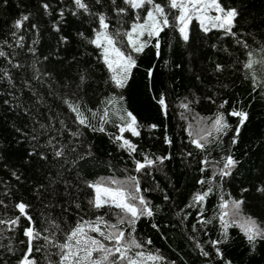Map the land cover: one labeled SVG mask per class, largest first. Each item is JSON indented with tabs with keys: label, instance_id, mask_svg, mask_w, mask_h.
Listing matches in <instances>:
<instances>
[{
	"label": "trees",
	"instance_id": "trees-1",
	"mask_svg": "<svg viewBox=\"0 0 264 264\" xmlns=\"http://www.w3.org/2000/svg\"><path fill=\"white\" fill-rule=\"evenodd\" d=\"M157 2L165 3V0ZM43 3L51 5V15L44 12ZM88 3L93 12L106 11L112 18L113 28L118 26L107 0L104 7L95 5L94 0H88ZM221 3L239 12L234 28L238 38L247 40L253 48L258 47L255 41L264 43V0H221ZM61 9L64 10L63 20L58 15ZM70 10H74L71 0L0 2V44L4 40L12 43L13 48L4 46V50L10 55L14 53L15 62L24 66L17 70L0 58V67L10 69L15 83V87H10L6 80L0 81V200L4 202L0 205V218L9 219L18 215L14 209L18 202L30 205L28 211L37 228L44 226L43 218L46 216L58 218L61 222L67 220L68 224H73L79 215L86 219L94 218L98 213L88 210L87 199L91 190L84 188L83 181L112 176L123 180L134 174L140 178L142 189H150L144 195L155 212L152 218H142L137 223L136 236L142 242L150 239L152 244L146 245V249L152 252L158 250L166 257L165 264L173 261L175 264H224L225 261L231 264H264V240L249 244L238 227L229 228L227 243L220 245L223 261L215 256L210 244V241L221 238L219 220L213 219L219 212L221 195L225 200H243V215L264 223V192L258 191L264 187V95L260 94V88L254 91L251 80L245 76L242 67L246 59L245 50L222 31L203 32L194 20L189 27L187 42L178 31L165 29L160 34L159 57L154 47H147L137 57L138 67L133 69L127 86L115 89L103 64L97 60L99 51L78 35L83 32L91 37L92 29L97 26L95 18L82 12L73 16ZM22 14H31L29 22L19 32L24 36L23 49L15 47L11 37L14 31L12 24ZM123 19L127 28L132 20L129 17ZM32 24L37 28L33 29ZM54 24H58L60 31L54 29ZM61 37H65L67 42H63ZM29 47L35 48V56L28 51ZM34 62L42 83L31 79ZM217 64L223 66V71H216ZM149 69L153 72L151 79L148 77ZM256 72L258 78L264 75L259 67ZM81 75L85 77L83 82ZM25 80L31 82L32 89L24 86ZM33 90L39 93L44 104L36 103ZM161 94L168 105L166 116L156 102ZM113 95L123 96L119 107L132 112L141 126L139 137H132L127 132L124 134L138 145L134 158L142 160V153L171 156L163 166L152 169L151 176L134 173L133 157L111 139L118 134L114 125L119 121L115 117L112 123L104 125L105 132L79 128L81 137L73 143H78L80 147L68 159L89 149L92 155L79 161L75 167L71 163L65 164L63 157L54 158L53 149L47 146L48 139L53 136L57 137V149L60 144L72 139L67 132L57 135L58 121L55 129L48 133L40 129L41 123L49 124L50 116L54 120L57 116L65 120L72 131L79 127L72 123L74 116L62 103L63 99L78 102L82 111L91 118L87 110L102 109V101ZM5 100L9 104H5ZM224 100L228 101L222 110L225 114L233 107L249 113L248 121L236 138L237 142L233 144L232 139L238 118L228 116L233 131L220 141L209 144L205 151L196 149L188 137L189 124L195 128L201 118H213L219 110L218 105ZM187 101L192 102L188 112L179 107L181 102ZM24 109L29 111L26 113ZM91 123L99 127L98 119L91 120ZM152 124L157 127L150 128ZM33 127L40 132L38 142L30 138ZM15 128L28 133V137L16 132ZM165 136L172 140L171 145L164 142ZM189 152L191 156L187 155ZM228 155H232L238 163L230 176L221 179L213 169L222 167V163L216 162ZM41 156L47 159H41ZM205 158L212 163L202 165L201 161ZM202 167H207V170L202 172ZM13 172L20 177L19 180L12 175ZM213 176L215 179H212ZM50 178L56 183L50 184ZM201 179L210 180L213 187L201 217L212 220L206 226L197 222L198 206L186 207L196 192L208 187L197 183ZM40 185L44 188L41 189ZM165 196L169 199L165 200ZM72 200L81 203L83 211L76 210L74 205L70 207L69 201ZM64 209L68 211L64 212ZM184 216L187 219H183ZM106 218L114 219L111 216ZM26 223L21 218V227L15 232H4L5 238L0 240V264H18L25 250L20 241L26 239L22 233ZM153 223L158 225V229L152 227ZM193 225H196L195 231ZM62 227L67 225L62 223ZM197 243L209 252L208 257L201 254ZM9 245L13 249L11 252ZM35 257L39 264H45L43 253H35Z\"/></svg>",
	"mask_w": 264,
	"mask_h": 264
},
{
	"label": "snow or ice",
	"instance_id": "snow-or-ice-1",
	"mask_svg": "<svg viewBox=\"0 0 264 264\" xmlns=\"http://www.w3.org/2000/svg\"><path fill=\"white\" fill-rule=\"evenodd\" d=\"M0 2H6V0H0ZM71 3L74 5V10H70L73 16L82 12L95 18L97 26L92 29L91 37L86 36L83 32L78 35L86 44L99 51L97 60L103 64L108 73V80L115 89H124L127 86L133 69L138 67L137 57L143 54L147 47H154L156 55L159 57L160 34L165 29L178 31L180 37L187 42L189 40V27L195 20L205 33L217 30L222 31L225 36L235 39L236 44L245 50L246 59L243 61L242 67L245 70L246 78L251 80L254 91L260 88V94L264 95V75L258 78L256 72L257 67H259L260 72L264 74V43L255 41L258 47L253 48L247 40L238 38L234 28L237 25L239 12L235 8L225 7L221 0H165V3H159L157 0H107V3L111 5L112 13L117 18L118 26L115 28H113L112 18L108 13L106 11L93 12L88 0H71ZM94 4L104 7L105 0H94ZM41 7L46 14H52L50 4L43 3ZM141 12L144 14L141 15ZM30 15L22 14L12 24L14 31L11 32V37L15 42L14 46L17 48L23 49L25 46L24 36L19 35V32L25 27L26 22H29ZM58 15L63 20L64 10L61 9ZM124 17H129L132 20L127 28L124 27ZM31 27L36 29L37 25L32 24ZM54 29L60 31L58 24H54ZM61 40L67 42L65 37H61ZM153 40L155 41L154 44L152 43ZM4 46L13 48L12 43L4 40L0 44V58H3L12 68L17 70L23 68L24 66L21 63L15 62V54L10 55L4 50ZM28 51L35 56V48L29 47ZM44 59H47V57H44ZM31 67L33 71L31 79L42 83L41 74L39 69L36 68V62ZM216 71H223V66L217 64ZM152 75L153 72L149 69V79L152 78ZM80 79L83 82L85 77L81 75ZM4 80L8 82L10 87H15L10 69L0 67V81ZM24 86L32 89V84L28 80L24 81ZM33 95L36 96L37 104L42 105L45 103L35 90H33ZM123 99V96L113 95L102 101L104 105L102 109H88L91 118L82 111L78 102L63 99L62 103L67 106V109L74 116L72 123L79 127L72 131L65 120L59 119L58 116L55 120L50 116L47 125L40 124V129L44 133H48L55 129V123L58 121L60 127L56 129L57 135L61 136L64 132H67L72 138L66 144H60L57 149V137H50L47 146L53 149V157L56 159L63 157L65 164L71 163L75 167L79 161L92 155L89 149L75 155L71 160L68 159L69 156L77 153V149L80 147L78 143H73L74 140L79 141L81 137L79 128L105 132L104 125L112 123V118L115 117L119 121L114 125L118 129V134L112 136L111 139L118 144L120 149L128 152L129 156L133 157L135 167L132 171L134 173L151 176V170L157 166H163L166 160L171 159V156H153L142 153V160L134 158L138 152V145L126 138L124 134L127 132L132 137H139L141 126L132 112L119 107ZM156 102L166 116L168 105L164 95L161 94ZM212 102L215 103V101ZM4 103L9 104V101L5 100ZM190 103L192 102H181L179 107L188 112L190 111ZM227 104V100L222 101L218 105L219 110L214 117L210 120L201 118L195 128L192 124H189L188 137L190 143L196 149L205 151L209 144L220 141L229 131H233V125L228 122V116L238 118L234 128L235 135L232 139L233 144L237 142L236 138L240 135L241 128L248 121L249 113L243 109L233 107L225 114L222 110ZM24 111L27 113L29 109H24ZM93 119H98L99 127L91 123ZM149 127L155 129L157 125L152 124ZM15 131L26 138L28 137V133H24L20 128H15ZM39 135L40 132L33 127L31 140L38 142ZM164 142L168 145L172 144V140L167 136H165ZM187 155L191 156L192 153L189 152ZM41 159H47V157L41 156ZM210 163L212 162L207 158L201 161L204 166H208ZM216 163H222V167H214L213 171L215 175L223 179L232 174V170L236 167L238 161L232 155H228L223 157L222 161ZM206 170L207 167L201 168L202 172ZM12 175L17 180L20 179L16 172H13ZM212 179H215V176ZM54 183L56 181L50 178V184ZM83 183L85 189L91 190L88 193L87 207L88 210L98 213L94 218L86 219L85 216L79 215L73 224H68L67 220L61 222L58 218L46 216L43 218L44 226L37 228L32 215L28 211L30 205L24 202H18L14 205V209L18 212V215L14 218H0V226H3L0 228V240L5 238V231L15 232L16 228L21 227V218L27 222L22 227L23 237L26 239L20 241L21 244L25 245V250L22 252L18 264H39L35 253H43L45 264H165L166 257L161 255L158 250L152 252L146 249V245L152 244L150 239L142 242L136 236L137 223L142 218H152L155 215L151 202L144 195V192L150 189H142L140 178L137 175H129L123 180L115 176L101 177L96 181H83ZM197 183L201 186L208 185V187L204 191L196 192L192 197V202L186 207L196 208L198 206L197 222L201 226H206L212 223V220L201 217L204 215V203L213 192V187L210 180L201 179ZM65 185L68 186L66 181ZM40 188L43 189L44 185H40ZM258 191L264 192V187L259 188ZM164 199L168 200L169 197L165 196ZM3 204L4 202L0 200V205ZM243 204V200H225L223 195L220 196L219 212L217 217L213 219L218 218L219 220L221 238L210 241V244L215 256L220 258L221 261L224 260V254L220 245L227 243L229 228L238 227L249 244L254 245L257 240H264V223L251 216H244L242 213ZM73 205L76 210L83 211L81 203L76 200L69 201V206ZM67 211L68 209H64V212ZM102 212L103 214H99ZM177 215H180V213H177ZM108 216L114 219L106 218ZM183 219H187V216H184ZM62 223L67 227H62ZM152 227L158 229V225L155 223L152 224ZM193 230H196V225H193ZM196 247L200 248L203 256L208 257L210 255L199 243L196 244ZM8 250L13 251L10 245ZM171 264H175V262L173 261ZM224 264H231V262L225 261Z\"/></svg>",
	"mask_w": 264,
	"mask_h": 264
}]
</instances>
